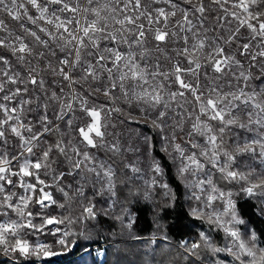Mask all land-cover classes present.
<instances>
[{
    "label": "snow or ice",
    "instance_id": "6c2138e0",
    "mask_svg": "<svg viewBox=\"0 0 264 264\" xmlns=\"http://www.w3.org/2000/svg\"><path fill=\"white\" fill-rule=\"evenodd\" d=\"M160 2L0 0V12L20 28L16 34L0 18V248L5 253L58 255L52 245H33L20 233L47 229L55 244L68 248L75 233L65 227L96 218L91 203L78 217L30 210L70 211L54 196L58 192L67 202L66 189L73 186L64 183L68 177L86 182L91 174L93 189L101 185L94 196L116 195V171L109 161L132 149H123L117 125L108 118L128 106L166 133L161 151L176 166L170 180L179 177L190 192L188 199L196 203L190 215L209 225L189 252L203 246L227 253L234 264H264V230L258 235L251 216L241 218L234 193L218 183L239 186L247 197L264 201V90L247 91L250 74L233 70L242 67V59L264 60V12L259 11L264 0H233L232 10L224 6L227 0H210L224 13L215 17L211 36L207 25L213 9L205 0H163L165 7ZM182 2L185 8L179 7ZM26 5L35 12L29 14ZM229 17L235 28L224 26L231 23ZM149 37L154 51L146 46ZM256 41L260 50L253 53ZM170 42L181 45L171 49L175 58L168 54ZM61 126L76 131L77 143L65 142L63 136L45 140ZM226 133L232 135L231 149L225 147ZM125 167L141 172L132 164ZM150 172L145 197L159 188L175 199L170 183L164 182L165 166L153 158ZM41 173L52 182L41 179ZM81 188L77 183L82 197ZM37 219L40 223H34ZM212 229L224 233L225 247L213 246Z\"/></svg>",
    "mask_w": 264,
    "mask_h": 264
},
{
    "label": "trees",
    "instance_id": "16d2710c",
    "mask_svg": "<svg viewBox=\"0 0 264 264\" xmlns=\"http://www.w3.org/2000/svg\"><path fill=\"white\" fill-rule=\"evenodd\" d=\"M193 3H195V0H193ZM205 3L213 9V14L208 17L210 23L207 25L208 28H212L216 23L215 17L221 16L222 10L219 6L211 5L209 0H205ZM183 4L187 6L185 3ZM259 11L264 12V7H261ZM2 14L1 12L0 18L5 16H2ZM217 32H219V29H217ZM231 50L235 52V46ZM259 50L260 44L259 41H256L253 43L252 52L255 53ZM237 58L240 59V57ZM261 62L259 58L256 62L242 59V65L248 67L246 70L251 71L250 76L252 81L255 82L251 89L247 90L249 92H262V83H260L263 80L262 74H260L262 69L257 65ZM65 90L67 91V89ZM100 99L102 101L104 98L101 96ZM112 115L121 119L129 126L132 125L134 127L137 125L124 112L113 113ZM138 125L141 126V131L144 133L146 130L149 131L151 139H153L149 152L151 155V159L148 161L149 164L144 165L146 162H143L140 166H136L140 168V174L133 173L129 168H126L125 165H135L132 163L134 160L133 156L128 154L132 150H125L122 155H117L109 161V163L113 164V168L116 171V195L111 196L113 201H117L124 208L131 210L135 216L132 225L128 227L127 222L122 220L120 212L116 210V212L102 210L97 201L101 197L93 195L95 189L87 188L85 191L86 187L80 184L82 185L81 191H83L84 196L77 195L76 184L78 182L77 180L73 182L71 177H68L64 183H72L73 186L71 189H66L68 192L67 202L61 198V194L58 192H54V196L59 203H67L70 205V211L59 208L45 210L40 209L38 206H33L30 210L34 214L36 212L47 214V212L51 211L55 215H72L78 217L83 212V209L91 203L96 206L94 209L97 213L96 218L83 220L75 225L65 227V230L75 233V235L68 238V248H62L61 246L57 248L54 243L55 238L48 234L47 229L42 234L29 233L28 230H24L20 233L22 239H26L30 243L35 240L42 241L43 239H49L52 241V251L59 254L49 257L32 256L24 258L19 256L18 253H14L12 256L15 259L17 258L16 260L19 263L8 262L0 257V264H29V262L31 264H37L36 262L43 264H98L92 255V250L89 249L87 253L84 251L89 247L100 246L104 243L106 245L104 246L105 256L103 264H220L221 261L223 264H234L233 258L224 252L213 253L208 248L201 246L188 255L185 251L179 250L176 247V245H179L186 238L188 241L190 239L194 242L198 241L200 239L199 232L207 231V226L209 225L194 219L190 215L189 206L186 205L184 199L186 197L183 194L182 184H180L177 177L175 180H170V177L176 176V173L168 156L160 150V140L156 139L157 129L153 128L149 123L145 124L143 121ZM62 129L63 127L61 126L59 129L54 130L45 137V140L48 143H52L61 138L63 136ZM72 131L74 136L78 137L76 131L74 129ZM108 131L111 132L114 130L109 127ZM129 136V133L125 135L128 139ZM224 140L225 147L231 149L234 144L232 135L226 133ZM12 143L15 144L17 141L13 140ZM122 147L123 149H131L128 146ZM35 152L39 155L40 148L35 149ZM138 154L144 155L145 150L140 151ZM102 158L107 159V156ZM153 158L159 160L162 166H165L164 182L170 183V187L175 193V199H172L171 196H165L164 191L159 188L151 190L152 196L150 194L148 197H145V192L149 191L147 185L144 183L145 179L136 177H141L147 173L151 176L153 175L150 172V164ZM41 179H45L46 183L52 182L51 176L45 177L43 173H41ZM31 182L35 181L32 180ZM218 183L222 190H231L234 194L236 193L234 197H237V210L240 212L241 218L247 221L249 216H251V227L259 235L260 231L264 230V211H262L264 210V201L258 197H247L238 190L237 186L228 185L224 182ZM178 187L179 191H177ZM12 191L19 192L20 190L13 188ZM244 201H247V203ZM12 218L14 219L15 216L12 215ZM34 223H40L39 219L35 220ZM209 235L214 247L223 248L226 246L227 243L223 232L212 229ZM154 236L160 237L163 241L155 240V243H153L151 237ZM73 242L75 243L73 244Z\"/></svg>",
    "mask_w": 264,
    "mask_h": 264
},
{
    "label": "rangeland",
    "instance_id": "374dc122",
    "mask_svg": "<svg viewBox=\"0 0 264 264\" xmlns=\"http://www.w3.org/2000/svg\"><path fill=\"white\" fill-rule=\"evenodd\" d=\"M20 2H23V0H20ZM232 3H233V0H227V3H225L224 6L227 7V8H229L230 10H232L231 9V4ZM26 6L29 8V14H33L35 12V10L32 9L30 6H28V5H26ZM158 6L165 7V4H164L163 0H161V2L159 3ZM179 7L180 8H185L186 6L183 3H180ZM252 11L255 13L257 10H256V8H253ZM3 15H5V14L3 13L2 16ZM223 15H224V13L222 11L221 16H223ZM179 16H180V13L178 11L177 12V18H179ZM89 18H91V17H89ZM3 19H5L9 23L10 27L15 31L16 34H20V32H18V31H20L19 24L17 22L11 21V19L9 17H7V16H4ZM228 19L231 21V23L230 24H225L224 26L225 27L235 28L236 21L235 20H232L231 17H229ZM195 22H196V20L193 17V23H195ZM172 23H174V21H172ZM0 35H2V34H0ZM208 35L209 36L212 35L211 28H209ZM146 46L150 50H153L154 51V49H155V42L152 41L151 38L149 37V42H148V44ZM164 47H165V45L162 44L161 45V48H164ZM167 47L169 49L168 54L169 55H172L175 58V54H174L173 51H171V49L179 48V47H181V45L179 43H177V42H170ZM157 55H160V58L163 60L162 54L157 53ZM200 55H203V54H200ZM261 61L262 62L259 63V64H257V65H259V67L262 69V71L260 73V74H262V79H263L260 82V83H262V86H261V91H262V90H264V60H261ZM33 63H35V62H33ZM166 66H167V64L165 63V67ZM246 68H248V67L242 65L241 68H234L233 70L235 72H237V73H239L240 71H244L246 74H250L251 71L246 70ZM254 83L255 82L252 81V78H251L248 81V88L246 90H250L251 87H252V85H254ZM122 107H123V112L125 114H128L129 117L133 121H135L137 125H135L134 127L132 125L129 126V125L125 124L121 119L116 118L113 115H111L108 119L110 120L111 123L117 125L115 131L118 132V133H120L119 139H120L121 145L122 146H128V147H130L132 149V151H129L128 152V154H130V155L133 156V159L134 160L132 161V163L135 164V166H140V164H142L143 162H146L144 165L149 164L148 161L151 159V155L149 154L151 147H149V144L152 145V140L153 139H151V135H150V132L149 131L146 130V132L144 133L143 131H141V126L138 125V124H140L141 121H143L145 123V117L139 111L133 110L132 108H129L128 106H122ZM121 122H123V123H121ZM147 123L151 124L150 119L148 120ZM157 131H158V133H157L156 139H159L160 140V150H161L162 147H163V142L161 140V137L163 135H165L166 133H160L158 129H157ZM62 133H63V137L65 139V142H67L68 140H72L73 143H77V141L79 140V137H75L74 136L72 129H67V128H64L63 127ZM65 133H67V135H65ZM127 133L130 134L129 139H128V137H125V135ZM229 134H231V133H229ZM146 138H148L147 142H146ZM127 139L129 141H131L130 144H129V141ZM177 142H180V140L178 139ZM233 146H234V144H233ZM143 150H145V154L144 155L138 154L140 151H143ZM169 151H171L170 148H169ZM173 155H175V153H173ZM171 165L173 166V169H174V171L176 173V166L172 163V161H171ZM257 170L259 171V169H257ZM81 175H85V174L84 173H81ZM141 177L143 179L147 180V179H150L151 178V175L147 173V174H143ZM177 178H178V181L180 182V184H182L183 192H184L183 194L186 197L184 199H185L186 205L189 206V207L187 206L188 209L191 211V208L194 207V206H196V203H195V201H190L188 199V196L190 194L189 190H186L184 188L183 183L180 181V179H179L178 176H177ZM77 182H78V184L84 185L86 187L85 188V191H86L87 188L93 189V183L95 182V177L92 176L91 174H88L87 175V181L86 182H85V180H81L79 177L77 179ZM100 186H101L100 184H96V187H95V191L96 192L99 191ZM237 188L239 190V186H237ZM224 191H229V190H224ZM152 195L153 194H151L150 196H152ZM235 195H236V193L234 194V196ZM96 196H100V195H96ZM234 196H233V199L234 200H237L236 199L237 197H234ZM100 197L101 198L98 199L97 201L99 202V206L102 208V210L109 211V212H111V211L112 212H116V211L117 212H120V216H121L122 220L127 222L128 227L130 225H132V223L134 222L135 216L133 215V213L131 212L130 209L124 208L123 206H121L120 204H118L117 201H113V198H112L111 194H109L107 192H105L104 195L103 196H100ZM207 228L209 229V226H207ZM151 239L152 240H162L160 237H156V236L151 237ZM45 241H47L49 245H52V241L49 240V239H43L42 241L35 240L31 244L35 245L36 243H43ZM182 241H186L187 244L184 245V246H182V243H181ZM182 241L180 242L179 245H176V247L179 250L181 249V250L185 251L188 255H190L191 252H189V248H190L191 243L194 242V241H192L191 239L188 241L187 238L186 239H183ZM226 243H227V241H226ZM55 245L57 246V248L59 247V245H57V244H55ZM105 245H106V243L101 244L100 246H98V245L92 246V247L87 248L84 252L87 253L89 251V249L92 250V255L97 260L98 264H103L104 263L103 262L104 261V256H105V247H104ZM13 254L14 253H12V255ZM16 263H19V262L17 261ZM36 263L37 264H43L41 262H36Z\"/></svg>",
    "mask_w": 264,
    "mask_h": 264
},
{
    "label": "built area",
    "instance_id": "2783aa9c",
    "mask_svg": "<svg viewBox=\"0 0 264 264\" xmlns=\"http://www.w3.org/2000/svg\"><path fill=\"white\" fill-rule=\"evenodd\" d=\"M43 243H47L48 244V242L47 241H45V242H43ZM0 257L3 259V260H5V261H9V262H12V263H14V262H16V260H15V258H13V256H12V253H5L4 251H3V248H0Z\"/></svg>",
    "mask_w": 264,
    "mask_h": 264
}]
</instances>
